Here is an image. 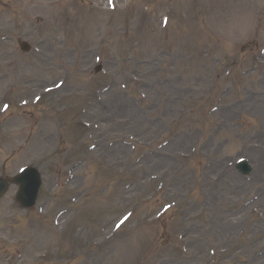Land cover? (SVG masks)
<instances>
[{
	"label": "rangeland",
	"instance_id": "1",
	"mask_svg": "<svg viewBox=\"0 0 264 264\" xmlns=\"http://www.w3.org/2000/svg\"><path fill=\"white\" fill-rule=\"evenodd\" d=\"M47 4L51 5L49 9ZM117 5V13L112 14L105 0H0V38H8L0 41V50L8 53L4 56L0 52V58L7 60H0V94L9 88V97L0 102V110L4 103L10 106L0 115V176L10 178L33 159L45 176L37 206L30 213H16L14 206L9 207L13 185L0 201V264H204L208 245L213 243L227 252L210 259V264L264 263V253L260 252L264 248V226H249L252 222L264 225V216L258 221L255 214L245 212L231 224L229 236H219L207 225L217 221L218 215L225 221L227 215L233 219L238 209L249 208L245 206L247 201L258 194L264 196V174L260 182H254L257 172L251 175L253 179L244 181L233 168L222 176L232 174L235 180L217 198L211 188L221 182L222 176L217 184L211 177L238 159H247L254 172L261 157L264 170V111L260 108H264V61L260 60L264 55V0H119ZM166 10L168 28L161 30ZM38 24L41 27L35 30ZM21 44L30 49L24 52ZM35 45L41 54L33 50ZM98 48L104 49L103 60ZM160 49L168 52L160 55ZM202 50H210L207 60ZM255 57L260 63L254 62ZM97 59L106 76L94 70ZM130 75L140 79V91L147 94L149 107L153 105L148 119L140 118L144 121L134 130L132 125L139 124L140 119L130 123L127 118L135 119L131 110L138 107L126 110L124 118L125 113L116 110L120 102L115 104L120 98L125 102L128 96H137ZM120 83L128 84L123 94L118 89ZM107 84L114 89L97 94ZM49 86L59 90L46 95L36 106L19 109L20 100H30ZM175 89L180 91L173 97ZM220 90L225 94L216 97ZM247 95L253 98L250 102ZM189 96H197V102ZM166 98L174 100L172 110ZM96 99L101 102L96 103ZM184 101L188 105L181 111L187 119L172 125L170 134L156 128L151 137L148 126L158 120L169 126ZM85 106L89 109L84 115ZM214 107L220 110L206 120L204 112ZM230 107L233 109H227ZM82 122L92 128H85ZM19 123L21 127H17ZM57 128L64 134L59 141L55 138ZM181 129L192 141L203 135L198 148L186 145L181 149L186 153L195 150V158L152 166L148 152L162 153L164 150L156 151V144ZM126 135L135 136L148 147L133 154L131 147L117 144ZM90 147L95 150L87 153ZM200 152L206 159H201ZM140 153L146 154L138 159ZM82 158L85 161L79 166ZM215 160L217 167L202 170L203 164H214ZM183 162L186 171L178 177L191 173V178L172 185L169 176L172 179ZM70 170L75 178L66 186ZM165 173L164 190L154 200L141 204L127 225L113 236L114 221L129 211L132 203L155 194L157 184L150 185V175ZM62 180L63 187H57ZM72 195L77 196L76 201L66 203ZM207 197L211 205L205 208ZM170 201H178L181 210L172 209L151 224L157 209ZM255 206L263 214L264 197ZM60 209L68 212L57 226L54 219L55 232L49 220ZM229 209L231 213L225 214ZM41 211L46 220L41 219ZM7 216L8 225L15 228V241L2 231ZM192 226H204L209 231L203 232V228L190 232ZM177 233L188 244V256L198 255L197 259L178 260L182 253L175 241ZM200 233L205 239L198 242L203 238ZM93 242L98 245L93 246ZM17 250L23 252L11 258L10 253ZM46 252L48 259L41 261L38 256ZM257 254L261 255L255 259Z\"/></svg>",
	"mask_w": 264,
	"mask_h": 264
},
{
	"label": "bare ground",
	"instance_id": "2",
	"mask_svg": "<svg viewBox=\"0 0 264 264\" xmlns=\"http://www.w3.org/2000/svg\"><path fill=\"white\" fill-rule=\"evenodd\" d=\"M46 8L49 9V8H50V5H49V6L46 5ZM62 88H63V87H62ZM179 91H180V90L175 89V91L172 92L171 95H172L173 97H176L177 94H179ZM252 99H253L252 97H249V96L247 95V100H248V102H250ZM167 100L171 102L170 104H168L167 107H169L170 110H172V108H173L175 102H174V100H170V99H168V98H167ZM164 107H165V106H164ZM108 108H109L110 111L112 112L111 107L109 106ZM116 110H117L118 112H125V108L122 107V106H118ZM170 110H169V111H170ZM169 111H167V112L169 113ZM162 112H164V111H162ZM164 116H166V115H165V114H161V117H164ZM129 121H130V123H133V120H129ZM162 125H163V122H161L160 120H158V121L155 122L154 126H153V125L150 126V127L148 128V130H149V132L151 133V132H152L153 130H155L156 128L163 129L164 127H163ZM136 127H137V128L139 127V124H138V123L132 125L131 128L134 130V128H136ZM187 139H188V136H186V137L183 138L182 140L177 141V143H176L173 147H169V149L166 151L167 156H165L162 160H161V158L156 159V158L150 157L151 160H150L149 162L151 163L152 166H154L155 164L166 163V162H168L169 160H171L172 158H176V156H175V151H174V152H172V151H173L174 149L178 148L179 146H181V145L183 144V142H185ZM259 159L261 160V157H259ZM260 160H257L258 163L260 164V165H258V172H257V176H258V178H261V174H264V170L262 171V163H261ZM216 165H218V161L215 160V161H214V167H216ZM189 179H190V175H189V173H187V174L184 175L182 178L177 179L178 181H177V183H175V185H181L182 182H184L185 180L188 181ZM239 186H241V184H239ZM235 190H237L236 187H235ZM262 201H263V199H262ZM220 219L223 220V217H220ZM213 228H214L215 231H217V232H219L220 234H222V235L225 236V235H228V231H230L231 226H230V225H225V224H224V225L222 226V229H223L224 231H221V230L219 229V227H217V226H215V225L213 226ZM193 230H197V228L194 227V226H192V229H191L190 232H192ZM170 264H176V263H170Z\"/></svg>",
	"mask_w": 264,
	"mask_h": 264
},
{
	"label": "water",
	"instance_id": "3",
	"mask_svg": "<svg viewBox=\"0 0 264 264\" xmlns=\"http://www.w3.org/2000/svg\"><path fill=\"white\" fill-rule=\"evenodd\" d=\"M1 191H2V190L0 189V193H1Z\"/></svg>",
	"mask_w": 264,
	"mask_h": 264
}]
</instances>
